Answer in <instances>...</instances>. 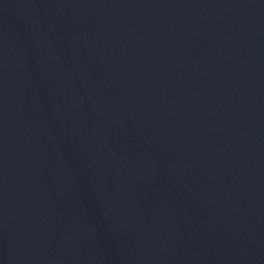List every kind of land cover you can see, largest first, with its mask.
Masks as SVG:
<instances>
[{"label":"water","instance_id":"95a60500","mask_svg":"<svg viewBox=\"0 0 264 264\" xmlns=\"http://www.w3.org/2000/svg\"><path fill=\"white\" fill-rule=\"evenodd\" d=\"M0 264H264V0H0Z\"/></svg>","mask_w":264,"mask_h":264}]
</instances>
